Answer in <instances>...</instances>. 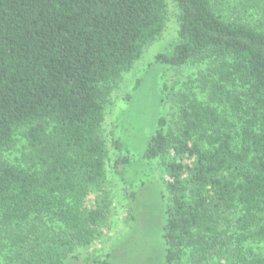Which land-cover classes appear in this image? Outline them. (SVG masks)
I'll use <instances>...</instances> for the list:
<instances>
[{
	"label": "trees",
	"instance_id": "obj_1",
	"mask_svg": "<svg viewBox=\"0 0 264 264\" xmlns=\"http://www.w3.org/2000/svg\"><path fill=\"white\" fill-rule=\"evenodd\" d=\"M160 61L199 64L143 157L163 160V264H264V0H173ZM168 0H0V253L66 264L111 218L103 134L110 85L165 31ZM129 157L114 172L125 181ZM139 196L125 195V219ZM94 264H113L111 256Z\"/></svg>",
	"mask_w": 264,
	"mask_h": 264
},
{
	"label": "rangeland",
	"instance_id": "obj_2",
	"mask_svg": "<svg viewBox=\"0 0 264 264\" xmlns=\"http://www.w3.org/2000/svg\"><path fill=\"white\" fill-rule=\"evenodd\" d=\"M178 8L168 0L167 24L160 38L144 50L140 59L121 78L110 85L105 102L103 134L110 163L108 184L113 206L103 234L90 244L75 245L66 264H94L111 256L113 264H163L164 241L161 237L168 203L167 173L163 160L143 157L147 141L162 116L172 117V93L191 87L199 64L179 68L159 60L160 53H170L178 36ZM13 148L0 151V158L17 162L25 145L18 135ZM129 157L125 181L113 170L119 157ZM138 193L137 219H125V195ZM264 247V244L261 245ZM0 264H10L0 253Z\"/></svg>",
	"mask_w": 264,
	"mask_h": 264
}]
</instances>
